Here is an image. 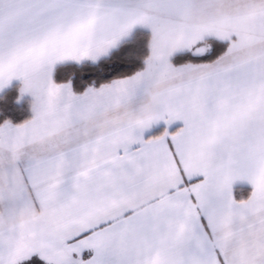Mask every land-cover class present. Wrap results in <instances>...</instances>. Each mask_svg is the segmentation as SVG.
<instances>
[{
	"label": "snow or ice",
	"instance_id": "snow-or-ice-1",
	"mask_svg": "<svg viewBox=\"0 0 264 264\" xmlns=\"http://www.w3.org/2000/svg\"><path fill=\"white\" fill-rule=\"evenodd\" d=\"M0 264H264V0H0Z\"/></svg>",
	"mask_w": 264,
	"mask_h": 264
}]
</instances>
